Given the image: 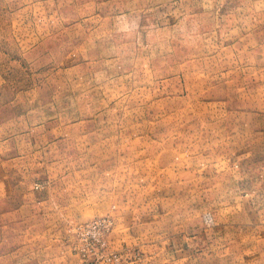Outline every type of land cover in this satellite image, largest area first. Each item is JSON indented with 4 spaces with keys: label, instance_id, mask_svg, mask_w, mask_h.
Instances as JSON below:
<instances>
[{
    "label": "rangeland",
    "instance_id": "obj_1",
    "mask_svg": "<svg viewBox=\"0 0 264 264\" xmlns=\"http://www.w3.org/2000/svg\"><path fill=\"white\" fill-rule=\"evenodd\" d=\"M8 249L264 264V0H0Z\"/></svg>",
    "mask_w": 264,
    "mask_h": 264
},
{
    "label": "built area",
    "instance_id": "obj_2",
    "mask_svg": "<svg viewBox=\"0 0 264 264\" xmlns=\"http://www.w3.org/2000/svg\"><path fill=\"white\" fill-rule=\"evenodd\" d=\"M110 222H107L104 219L98 218L96 220H93L88 227H81V234L82 236L84 235H92L93 237L97 235L96 240L97 244H100L103 248V251L101 254H103L102 258L106 261H119L120 256L116 253L111 254V253H106L107 251L104 250V247L107 246L106 239L104 238V235L109 231L110 229ZM88 241V240H86ZM89 242V241H88ZM105 256V257H104Z\"/></svg>",
    "mask_w": 264,
    "mask_h": 264
},
{
    "label": "crops",
    "instance_id": "obj_3",
    "mask_svg": "<svg viewBox=\"0 0 264 264\" xmlns=\"http://www.w3.org/2000/svg\"><path fill=\"white\" fill-rule=\"evenodd\" d=\"M68 245L70 246V243ZM0 264H59V262L56 259H45L43 262L39 260L35 262L33 251H24L22 253L17 250L8 249L5 256L0 258ZM70 264L72 263L70 262Z\"/></svg>",
    "mask_w": 264,
    "mask_h": 264
}]
</instances>
